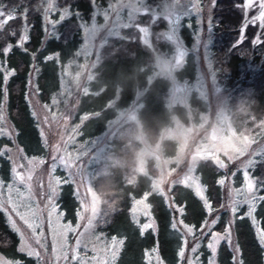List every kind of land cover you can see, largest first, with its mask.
<instances>
[{
  "label": "rangeland",
  "instance_id": "374dc122",
  "mask_svg": "<svg viewBox=\"0 0 264 264\" xmlns=\"http://www.w3.org/2000/svg\"><path fill=\"white\" fill-rule=\"evenodd\" d=\"M39 2L43 20L41 40L47 42L49 40L48 38L46 39L47 32L45 30L47 21L49 19L57 20L65 6H60L57 0H51V8L48 7L50 0H39ZM243 3L244 0L242 1ZM200 5L201 0H95V3L92 2V8L88 16L81 15L84 17V20L80 21L82 37L78 46L74 49L71 48V56L67 57V59H62L64 54L59 49H46V42L45 46L41 48L42 52H44L43 54L37 51V45L33 49V45L36 43L33 40L31 30L29 35L31 34L32 40L24 45L28 52L23 51V56L20 58V64L17 67L10 64L13 58L11 57L12 54H10V57L0 54V67L9 70L14 69V77L19 72H23L25 79L24 88L23 86L21 87L20 83L15 84V82L21 81L22 77L11 81V83H9L11 78L9 77L6 85L8 100L11 93L15 95L18 94V90H23L22 100L25 104V109L23 111L11 109L8 100L3 102L5 121L0 122V126L9 128L14 134L11 138L0 137V146L11 149V152L6 153L5 157H0V180L5 185V187H0V200L6 202L11 196L14 201L30 204L33 211L36 212L38 219L35 220V223L39 224L40 227L36 229L35 239L31 230L19 217L12 215V219L16 221L17 227L26 233L27 243L36 251L41 252L44 258L42 264H66L63 259L55 260V256L64 244L67 245V251L69 256H71L77 240L87 241V255L90 257L94 255L91 251L93 245L96 246L98 251H101L105 246L110 245L111 238L115 237H108L97 228L100 218V203L98 214L92 220L90 227L88 219L91 213L85 212L83 219L80 218L79 213L81 212V201L91 203V193L87 191L90 184L95 194L99 197L93 187V177L96 169L94 164H96L98 156L104 146L109 144L113 133L122 124L129 121L135 122L134 136L138 141L136 170L149 174L151 177L150 191L154 186L163 188L167 196L171 198V201L168 202H174V204L176 202L175 199L179 200L184 190L189 189L195 195L193 189L177 182L183 179L191 169L196 168L197 170L200 160H207L209 156L217 155L221 159L226 160L224 153H231L237 148L251 145L249 153L230 163L227 169H220L214 164L219 173L217 181L220 178L227 177V179L226 185L221 187L223 190L220 189L221 195L218 207H213L218 211H214L211 217L205 213V220H211L216 215H219L220 220L215 225L216 227L212 226V231L223 233L228 221L234 219L228 209L233 201L241 200L245 193L241 191L237 194L231 190H242L244 187L242 162L252 158L253 153L264 152V115L256 121V127L252 125L237 126L232 123L228 111L227 93L212 65L213 25L211 23L209 27L207 23L208 20H211V15L209 16L208 14L210 5L208 0H202L203 12L199 13ZM97 7L100 10V14L93 17ZM146 13L150 14V17L146 21L143 19L138 21V18ZM242 14L244 22L258 13L255 10H248L247 16H245L244 12ZM158 17L164 20V24L158 28L161 34L160 37L166 41L162 49L155 48L152 45L150 33V26L153 24L151 22ZM198 21L204 22L198 23ZM243 22L239 25L241 34L245 30L241 31ZM189 24L192 25L191 28L187 27ZM128 26L137 27L140 41L148 44L151 49L153 72L147 81L151 83L153 79L161 76L169 82L166 95L167 106L171 109L169 110V116H167L169 123L164 125L156 139L146 137L145 133L140 129L136 116L141 106L149 110L153 108V111L158 109L153 102L149 105L145 103V98L149 97V88L138 89L129 100H122L121 105L118 106L119 109L116 108V113L107 120L105 128L96 132L94 128H96V125L101 124V118L96 115L92 117V115L98 112V101L102 94L96 96L93 93L92 98L89 99L88 97L86 100L83 99L81 101L83 94L89 92L87 84L93 76L94 66L99 62L100 46L109 38L119 37L121 28ZM27 27L29 28L30 26ZM47 27L50 28V25H47ZM195 35L200 38L194 39ZM57 52L59 53L58 58L52 61L44 59V57ZM31 53L36 54L35 59H33ZM52 68H55L54 73ZM5 74L6 72H0V85L3 84V76ZM45 78L47 79L45 80ZM157 86L156 84L152 88ZM37 88L38 91H36ZM108 92L109 88L103 93L106 94ZM150 93H152L151 90ZM14 97L19 98L17 95ZM53 99L56 101L55 104L52 103ZM113 104L114 101L111 99L108 105L112 106ZM44 105H47V107H44ZM84 106L86 108L82 109ZM33 111L37 113L36 117L31 115ZM45 117H47V123L45 122ZM163 120H166V117ZM89 122L91 124H87ZM86 126H92L93 128H86ZM55 145L60 146L61 151L59 153L55 151ZM68 154H71L72 157L80 155L79 161H76L75 164L77 168L83 166L86 177L78 174L74 177L76 182L69 183L72 196L76 201L75 216L72 220L64 218L63 210L58 202L60 191H63L61 186L68 184L65 179L68 177L70 169L59 165L58 160L56 161V170L52 171L51 167L52 156L59 157L64 155L68 157ZM8 156H11L12 159H8ZM40 160L45 162L41 164L38 162ZM29 161H32V163H29ZM14 162L16 165L23 166L17 167L16 171L21 172L25 176L26 179L24 181L15 179V173L13 172ZM237 167H240L241 171H236ZM196 170L194 175L199 177L200 182L204 184ZM71 171H75V169H71ZM233 172H235V175H232ZM29 173L32 176L31 180L27 179ZM252 175L256 177L254 172ZM57 179L61 181L58 187L56 185ZM7 185H12L11 192ZM173 186H177V192L176 190L174 191V194L176 192L175 199L170 196ZM51 187H57V196L50 201L46 198V194ZM211 191L215 196L217 191L213 188H211ZM258 195H261L260 192ZM141 197L139 196L135 199H140ZM161 197L163 201H167L165 196ZM195 197L199 199L203 206L200 198L196 195ZM150 199L151 202L149 199L147 202L151 205V216L154 218L156 225L155 232L150 229L153 235L143 239L141 242L137 239L125 241L116 264H149V259L145 256V252L156 247L157 242L160 245V241L157 239V219L152 211V209H155L157 202H155L153 197ZM168 202H166L167 206ZM221 205L225 207H221ZM7 206L9 209L11 208V205ZM247 207V205H240L237 216H235H244ZM203 209L206 212L204 206ZM241 209L243 211H240ZM261 209L262 207H260ZM170 210L173 219L174 217L181 219L179 213H174L172 208ZM21 211H24V209H21ZM3 212L9 227L12 229L8 221L9 213ZM131 217L139 228L140 225L149 222V218L144 215L137 217L139 224L133 218L132 212ZM28 219L33 222L32 217L29 216ZM257 219L260 220L259 218ZM203 222L199 227L195 228L200 230ZM236 223L238 224V234L237 230H235ZM71 229H75V231ZM232 229L234 242L240 245V258L244 261V264H258L259 256H257V250L255 246L249 245L252 233L258 242L255 227L251 220L247 217L235 219ZM97 237H100V239L97 240ZM116 238L118 240L122 239L120 237ZM168 239L172 241L173 237L168 236ZM209 239L210 236L204 237L205 247ZM37 240L39 243H37ZM21 243L18 235L17 249H19ZM142 243H147L151 247L145 248ZM41 245H43V248ZM193 245V238L189 236L187 249H191ZM221 245L228 252L221 254ZM54 248L57 250L56 252L53 251ZM178 250L179 248L176 250L177 253ZM262 250L261 261L264 264V249ZM78 251H80L81 255L84 254L83 245ZM199 252L201 251L199 250ZM209 255L210 252L208 251L206 258ZM226 255L230 257L231 264H233V253L230 252L226 243L221 241L217 249V264L220 256L223 261ZM159 256L164 262L160 253ZM195 256L196 254L186 250L183 261L177 255V264H185L188 259H194ZM0 258L9 261H20L21 264H37L35 257H28L25 253H22V256L17 258H11L0 252ZM152 264H155L154 260ZM164 264L166 263L164 262ZM205 264H207V260Z\"/></svg>",
  "mask_w": 264,
  "mask_h": 264
},
{
  "label": "trees",
  "instance_id": "16d2710c",
  "mask_svg": "<svg viewBox=\"0 0 264 264\" xmlns=\"http://www.w3.org/2000/svg\"><path fill=\"white\" fill-rule=\"evenodd\" d=\"M242 1L216 0L215 7L212 8V65L227 93L228 111L232 123L237 126L252 125L256 127V121L264 115V29L260 28L259 23H257L249 25L241 34L239 25L243 22V12L240 7L242 6ZM57 2L60 6L70 4L74 11L87 17L91 11L93 0H57ZM39 3V0H0V6H3L6 11H10L13 7L19 9L17 12L18 18L9 21L3 33H0V49L12 45L7 57L12 54L11 57L13 58L10 64L15 67L20 64L19 60L23 56L24 50L18 46L17 42L21 35V28L25 24L30 26L29 29L32 31L31 34H33V40L36 43L33 45V49L37 45V51L41 52V54L44 53L41 50L43 48L41 45L43 43V46H45L46 41L41 40L43 20ZM25 9L27 10L26 20H21L19 16ZM149 17L150 14L146 13L143 16L141 15L138 21L142 19L146 21ZM82 20H84V17ZM80 21L78 24V17L73 16L70 20H65L62 24H59L57 27L60 38H48L46 49H59L64 54L63 60L71 56V48H76L82 37ZM163 22L164 20L158 17L151 22L153 24L150 26L152 45L159 49L164 47V43L166 44V41L160 37L161 34L158 31L159 26L164 24ZM11 31H15L16 35H10ZM241 35L244 36V40L237 43L238 37ZM256 37L261 38V43L257 44L254 42ZM0 54L3 55L2 52ZM99 56V62L94 66L93 76L87 84L89 92L83 94L81 98V101H83V99L86 100L88 97L89 99L92 98L93 93L96 96L102 94L98 101V112L92 115V117L95 115L100 117L101 124L96 125L94 131H100L105 128L107 120L116 113V108L119 109L118 106L121 105L122 100H129L138 89L149 88V97L145 98V103L149 105L153 102L158 109L153 111V108L149 110L141 106L136 116L140 129L145 133L146 137L156 139L164 125L169 123L167 116H169V110L171 109L166 103L169 82L161 76L153 79L151 83L147 81L153 72V55L148 44L140 41L137 27L128 26L121 28L119 37L109 38L100 46ZM52 70L54 73L55 68H52ZM20 77H22L21 81L15 82V84L20 83L21 87L23 86L24 88L25 79L23 72H19L16 77L11 76L9 83ZM156 84L158 86L152 88ZM108 88L109 92L103 93ZM150 90L152 93H150ZM18 91V94L15 95L19 98H13L15 95L11 93L8 103L11 109L23 111L25 109V104L22 100L24 92L22 89ZM111 99L114 101L112 106L108 105ZM85 108V106L82 107V109ZM165 117L166 120H163ZM134 123L129 121L122 124L110 137L109 144L104 146L96 164H94L96 169L94 171L93 187L100 198V218L97 228L108 237H120L125 241L137 239L141 242L153 234L149 229L141 235L140 228L132 220L131 209L133 197L137 198L142 196L143 193L150 191L151 177L149 174L139 172L135 168L138 141L134 136ZM87 124H91V122ZM196 171L207 186V195L212 206L217 208L221 195L220 189L223 190L222 186L217 183L219 176L217 168L214 163L207 159L199 161ZM254 173L256 177L264 178V164L258 163ZM61 188L63 191H60L58 198L60 208L63 210L64 218L72 220L75 216L76 201L72 196L71 185L69 183L64 184ZM211 188L217 191L215 196ZM175 190L177 192V186H173L170 191V196L173 198L176 194V192L174 194ZM260 194L264 195V189L260 190ZM151 197L157 202L155 209H152V211L157 219V239L160 241V245L158 244L159 253L166 264H177L176 250L181 244V236L180 233L171 227L172 212L160 195L153 194ZM151 197H149L150 202ZM175 201V204L181 205L182 203L185 207V214L180 216L185 223L194 225L197 228L205 220L206 212L202 204L189 189L184 190L179 200L175 199ZM260 207H262L261 210ZM240 211H243V209ZM263 211L264 204H261L258 206L256 213L262 224L261 227H264ZM235 215L237 216V213ZM235 230H237L238 234L237 223L235 224ZM168 236H172L173 240L170 241ZM17 244L18 235L9 227L4 212L0 210V252L11 258L22 256V253L17 249ZM142 245L145 248L149 246L147 243H142ZM249 245L255 246L257 256H259L258 264H262L261 252L263 250L258 245L253 233L250 237ZM220 248L221 254L228 252L227 249H223L222 245ZM199 250L203 253L200 260L202 264H205L208 250L204 245V241ZM231 263L230 257L227 255L223 261L221 256L218 260V264Z\"/></svg>",
  "mask_w": 264,
  "mask_h": 264
},
{
  "label": "snow or ice",
  "instance_id": "6c2138e0",
  "mask_svg": "<svg viewBox=\"0 0 264 264\" xmlns=\"http://www.w3.org/2000/svg\"><path fill=\"white\" fill-rule=\"evenodd\" d=\"M93 3H95V0H93ZM208 3L210 5L208 14L211 15V8L215 7L216 0H208ZM48 7H52V2L50 0ZM241 11L244 12L245 16H247L248 10H255L257 15L252 16L250 19H246L243 22V26L241 31L246 29L249 25H255L257 22H259V27L264 29V0H244V3L242 4ZM54 10V9H53ZM19 9L17 7H13L10 11H6L3 6H0V33H3L5 26L8 24L9 21L18 18L17 12ZM199 13L203 12L202 7V0L200 9L198 10ZM26 14L27 10L25 9L24 12H22L19 16L21 20H26ZM100 10L97 7L95 9V15H99ZM73 16L78 17V24L79 21L83 19V17L77 12L74 11L71 8V5H66L59 15L58 19L48 20L47 25H50V28L45 26V30L47 32V38H53V39H59L60 33L58 29V25L62 24L65 20H70ZM92 17V18H93ZM92 22V21H91ZM204 21H198V23H203ZM209 27L211 26L212 21H207ZM187 27L191 28L192 25L189 24ZM30 29L25 25L21 28V35L18 38V46L23 49L25 52H28L27 48H24L25 43H28L31 39L29 35ZM82 31L84 32V28L82 27ZM12 36L16 35L15 31H11L9 33ZM200 37L198 35L194 36V39H199ZM244 36L241 35L238 37L237 43L243 42ZM255 43L259 44L261 43V38L256 37ZM43 47V43L41 45ZM12 45H8L7 47L0 49V52H2L5 56L7 53L11 50ZM33 59H35V53H31ZM59 57V53L51 54L46 57H44L47 61H52L53 59H56ZM0 72H6V74L3 76V84L0 85V122L5 121V116L3 115L4 111V101L8 100V91H7V81L9 77L15 75L14 69H5L4 67H0ZM35 87V86H34ZM38 91V88L36 89ZM52 103L55 104V99L52 100ZM44 107H47V105H44ZM32 116L36 117L37 113L33 111L31 113ZM45 122L47 123V117H45ZM13 131H10L9 128L0 126V137H9L11 138L13 136ZM43 135V132H42ZM251 145H245L243 147L237 148L235 151L231 153H224L225 159H221L220 156H209L208 159L211 160L215 165H217L220 169H227L229 167L230 163L235 162L236 160H239L240 157L244 156L246 153H249ZM56 152H60L61 148L59 145L54 146ZM11 152V149L5 148L0 146V157H5L6 153ZM258 157V158H257ZM8 159H12L11 156L7 157ZM52 171H55L57 168L56 161H59V165L64 166L67 169H70L68 177L65 179V182L68 183H75L74 177H76L78 174L85 177V170L83 166L76 167L75 162L79 161L80 155L78 154L75 157H72L71 154H68V157L61 155L59 157L52 156ZM39 163L43 164L45 161L40 160ZM29 163H32V161H29ZM264 164V152H260L259 154L253 153L252 158L247 159L246 161L242 162L243 165V189H232L231 191L236 192L237 194L243 191L245 195L243 198L239 201H233L231 207L228 209L234 219H230L228 221L227 226L225 227L223 233L221 232H213L212 226L216 225L220 217L219 215H216L211 220H205L203 222L202 228L200 230H197L194 225H189L184 222V219H178L174 217L173 222L171 223V227L176 230L178 233H180L181 236V245L179 246L178 250V258L180 260H184L185 258V251L189 250L191 253L196 254L194 259H188L185 264H202L200 260V256L203 255V253L199 252V249L201 248V244L203 242V239L205 236H210V239L208 243L206 244V249L210 252V255L207 258V264H217V249L221 243V241H224L226 243V246L230 250V252L233 253L232 260L233 264H244V261L240 258V245L238 243L234 242V236H233V229L232 226L235 223V219H243L245 217L249 218L251 220V223L255 227V233L258 240V244L261 247V249H264V227H261L260 220L257 219L256 213L257 208L261 204H264V195H258L261 189H264V178H258L254 177L252 173L255 171L256 165ZM17 167H23L22 165H16L14 162L13 172L15 173V179L19 181H24L26 178L25 176L19 172L16 171ZM71 169H75V171H71ZM196 168L191 169L183 179L179 180L178 184H183L184 186L193 189L195 191V195L200 198V200L203 203V206L206 210V213L208 216H212V213L214 211H218L217 209H214L209 197L206 195L207 192V186L202 184L199 180V177L195 176ZM236 171H241L240 167H237ZM232 175H235V172L232 173ZM86 178V177H85ZM28 180L32 179L31 174L27 176ZM226 179L220 178L217 183L220 186L226 185ZM61 181L59 179L56 180L57 187L60 185ZM0 187H5L2 180H0ZM10 192L12 190V185H7ZM57 187H51L50 191L46 194V198L50 201L54 199L57 196ZM87 191L91 193V203H85L81 201V212L79 213L80 218H84L85 212H90L91 216L88 219V225L89 227L92 225V220L97 216L98 209H99V203L100 198L95 194L93 191V188L90 184V186L87 188ZM159 194L161 196H165L167 198V201H171V198L167 196V193L164 192L163 188H159L154 186L151 191H147L143 193L142 197L140 199H135L133 197V205H132V215L133 218L136 219V223L139 224V220L137 217L139 215H144L149 218V222L145 223L143 225H140V233L143 235L146 231L149 229H152L153 232L156 230V225L154 222V218L151 216V205L147 202L149 197L153 194ZM7 205H11V208L9 209ZM240 205H247V211L244 213V216L236 217L235 214L238 212ZM168 206L172 208L174 213H179L180 216H183L185 214V207L181 203V205H175L174 202H168ZM221 207H225L224 205H221ZM21 209H24V211H21ZM0 210H3L8 215V221L10 223V226L12 227L13 231H15L20 239H21V246L19 247L18 251L21 253H25L28 257H35L37 259V264H42L43 262V256L41 255V252L36 251L34 248H32L27 243V235L25 232L21 231L19 227L16 225V221L12 219V215H15L19 217L20 220L24 222L25 225L31 230L33 233V238L35 239V233L36 229L40 227L39 224L35 223V220L38 219L37 214L35 211H33L30 204L26 202H18L14 201L11 196H9L8 200L5 202L3 200H0ZM32 217L33 222H30L28 217ZM205 229H207L205 231ZM72 231H75V229H71ZM198 233V234H197ZM191 236L194 241L193 247L191 249H187L188 244V237ZM100 237H97V240H99ZM37 243L39 241L37 240ZM125 240L124 239H117L116 237L111 238L110 245L105 246L101 251H98L96 246L93 245L91 251L94 253L92 256L87 255L88 250V242L87 241H81L77 240L75 243V248L72 250L71 256H69V252L67 251V245L64 244L61 246V250L58 252V254L55 256V260L59 261L63 259L66 264H116V260L119 257L120 250L124 246ZM81 245H83L84 254L81 255L80 251H78L81 248ZM43 248V245H41ZM46 251V249H45ZM54 252L57 250L54 248ZM102 253V254H101ZM145 256L149 259V264H152L153 260L155 261V264H164L163 260L159 256V245L157 242V246L153 247L150 251L145 252ZM0 264H21L20 261H9L0 258Z\"/></svg>",
  "mask_w": 264,
  "mask_h": 264
}]
</instances>
